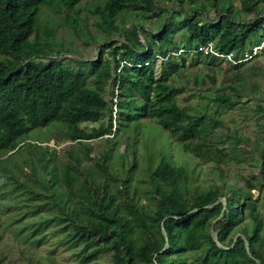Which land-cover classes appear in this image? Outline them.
I'll use <instances>...</instances> for the list:
<instances>
[{"label": "trees", "instance_id": "16d2710c", "mask_svg": "<svg viewBox=\"0 0 264 264\" xmlns=\"http://www.w3.org/2000/svg\"><path fill=\"white\" fill-rule=\"evenodd\" d=\"M82 1L0 0V203H9L14 223L40 218L20 233L32 227V239L54 226L80 249L83 264L107 255L110 264H264V217L252 192L264 188V148L262 177L241 186L227 165L256 158L254 152L240 147L247 139L217 133L220 112L241 104L235 84L244 77L228 85L237 99L222 89L200 95L217 107L213 116L180 105L186 88L172 84L188 61L182 50L209 59L199 49L211 44L238 72L254 62L258 57L245 60L264 41V0H107L86 16ZM44 6L75 35L86 29L84 45H100L99 54L87 58L55 42V31L39 22ZM125 12L141 14L142 22L115 32ZM154 20L160 29L144 27ZM90 25L106 38L98 42ZM122 61L128 64L119 73ZM193 80L199 85L198 74ZM147 120L186 155L212 163L215 175L202 180L195 175L201 164L190 168L148 149L142 171L135 149H129L132 159L125 154L116 163L121 140L140 133ZM51 126L72 144L60 152L51 142H26L33 130ZM95 140L104 147L92 158Z\"/></svg>", "mask_w": 264, "mask_h": 264}, {"label": "rangeland", "instance_id": "374dc122", "mask_svg": "<svg viewBox=\"0 0 264 264\" xmlns=\"http://www.w3.org/2000/svg\"><path fill=\"white\" fill-rule=\"evenodd\" d=\"M106 3L107 0H83L79 7L83 12V16H86L90 10L104 7ZM140 16L141 14L135 12L122 13L117 19L115 32H118V27L122 26L131 29L134 23L138 24L142 22L143 18ZM241 17L245 18L244 16ZM95 21L96 18H91L90 23L93 24ZM39 22H41L42 27L45 25L51 27L55 31V42L63 44L64 48L71 53L83 55L87 58L95 57L99 54L100 45H84L86 29H83L78 36L75 35L71 28L64 25L62 17L56 15L54 9L48 6L42 7ZM153 23L155 25L152 23H145L143 25L146 29L154 28V26L156 29H160L161 26L157 20H154ZM90 26L98 42L106 38L100 37L98 34L99 30H96L93 25ZM140 37L145 41L147 39L144 33H141ZM121 39L122 37L119 36L114 38L115 41ZM180 54H187L188 56L185 58L188 61L183 69L173 77L172 84L186 88L185 94L179 98V103L187 108L194 106L191 108L193 112L208 111L213 116L217 107L209 100H204L200 95L215 93L217 90L222 89L224 92L230 94L233 99H237L235 93L228 85L231 84L232 78L236 80L239 77L241 78V76L244 77L241 83L235 84V87L242 95L241 104L235 109L222 110L220 112L221 114L218 118L222 122V128L217 133L221 135L222 139H225L224 135L226 133H229L234 140L237 138L242 140L247 139L246 146L242 145L240 147L244 148L248 153L253 151L256 157L241 162L234 159L231 160V163L227 167L233 181H237L238 184L244 186V179H250L253 175L260 179L263 174L260 166V155L262 148H264V111H259L258 106H261L264 110V50L263 52H259L258 58L254 62H246L243 70L240 72L234 70V65L237 63H234L230 57L212 55L211 58L206 59L205 57L193 56V52L184 51ZM196 60L199 61V65L194 64ZM161 62L162 60L159 59L156 67L158 70L160 69ZM70 63L72 62L68 61V64ZM196 74L200 78L199 85H196L193 80ZM210 78H214L216 84L211 83ZM208 104L209 107L207 108ZM84 126L93 127L95 125ZM118 127L120 125L115 124L114 130L118 129ZM140 130V133H132L129 137L123 138V141L121 140L120 150L115 152L116 163L120 162L121 155L127 154L126 156H128L131 153L130 150L135 149L137 151L138 165L142 171L147 162L148 149L156 154L164 151L176 163L181 164L186 162L190 168L201 164L199 171L195 175L200 176L202 180L203 178L208 179L210 176L213 177L215 175L212 163L204 164L199 159L197 160L186 155L182 145L175 143L165 131L155 126L154 121L147 120L143 122ZM154 132L156 133L153 135ZM58 136L57 133H54V127L51 126L45 129L33 130L25 140L27 143L51 142L50 145L57 146L56 148L61 152L62 147L72 144V142L61 140L63 138ZM135 137L137 138L136 141L133 140ZM102 142V140H95L92 143L94 146V151L91 154L92 158L97 157L103 150L104 144ZM231 143L233 141H229L228 145ZM128 158L132 159L129 156ZM240 158H243L242 155ZM93 164V161L86 163L87 166H92ZM139 177H142V175L140 174ZM252 192L255 195V201L258 204L261 215L264 217V188H258ZM142 202L146 203L147 201L143 198ZM222 202L225 203L224 198ZM8 205L7 201L0 203V264H83L77 257L80 249L74 248L65 242V235L60 233L54 226L45 229L41 235L34 236L37 238L44 236L41 243L32 240L34 237L32 239L27 238L32 231V227H28L24 232L20 233L23 224H32L40 218L27 217L22 222L14 223L17 216H13L12 213L6 210ZM110 263L111 257L107 255L90 264Z\"/></svg>", "mask_w": 264, "mask_h": 264}, {"label": "built area", "instance_id": "2783aa9c", "mask_svg": "<svg viewBox=\"0 0 264 264\" xmlns=\"http://www.w3.org/2000/svg\"><path fill=\"white\" fill-rule=\"evenodd\" d=\"M263 50H264V41L261 43L260 46L254 47V49H253V54H252V55H247V58H246L245 61H248V60H251V59L257 57V55L259 54V52H263ZM181 52H184V51L182 50ZM199 52H204V53H206V54L211 53L212 55H216V56L219 55L220 57H223L222 55H220V54H219V53L213 48V45H211V44L201 47V48L199 49ZM127 64H128L127 61H122L121 66H120V68H119V73L121 72V70L123 69V67H124L125 65H127ZM118 89H119V86L116 87V97L114 98V100H115L116 103H117V101H118V100H117V99H118V98H117V97H118ZM114 111H115V114H116V112L118 111V109H117V104H116L115 107H114Z\"/></svg>", "mask_w": 264, "mask_h": 264}, {"label": "water", "instance_id": "95a60500", "mask_svg": "<svg viewBox=\"0 0 264 264\" xmlns=\"http://www.w3.org/2000/svg\"><path fill=\"white\" fill-rule=\"evenodd\" d=\"M221 201H222V200H221ZM163 232H164L165 237H167V233L165 232L164 227H163ZM215 241L218 242L217 234H215ZM219 245H220V244H219ZM168 246H169V242H168V239H167V243H166V247H165V249L168 248ZM246 247H247V249L249 250V244H248V243H246ZM258 264H260V263H258Z\"/></svg>", "mask_w": 264, "mask_h": 264}]
</instances>
